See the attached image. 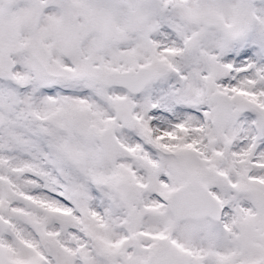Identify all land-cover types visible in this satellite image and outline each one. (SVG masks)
Here are the masks:
<instances>
[{
    "label": "snow or ice",
    "instance_id": "1",
    "mask_svg": "<svg viewBox=\"0 0 264 264\" xmlns=\"http://www.w3.org/2000/svg\"><path fill=\"white\" fill-rule=\"evenodd\" d=\"M0 264H264V0H0Z\"/></svg>",
    "mask_w": 264,
    "mask_h": 264
}]
</instances>
